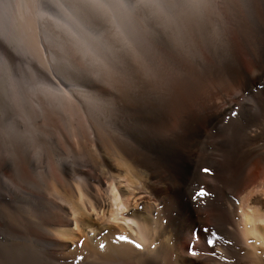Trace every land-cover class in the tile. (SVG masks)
I'll list each match as a JSON object with an SVG mask.
<instances>
[{"label":"rangeland","instance_id":"obj_1","mask_svg":"<svg viewBox=\"0 0 264 264\" xmlns=\"http://www.w3.org/2000/svg\"><path fill=\"white\" fill-rule=\"evenodd\" d=\"M206 2L191 27L175 31L176 35L152 21L137 23L131 34L136 49L125 53L106 50L103 59L109 65L105 63L107 72L100 78L90 63L76 53H65L50 34L48 43L44 41L49 62L42 60L45 55L41 49L37 52L38 47L29 54L15 41L9 13L1 16L0 264H73L78 255L85 256L83 264H124L115 248H139L136 243L118 241L115 230L86 228L72 246H63L61 241L58 246L55 236L65 218L62 208L70 192L77 185L94 184L116 157L126 159L130 166L133 163L145 184L146 179L152 180L147 186L157 192L151 194L156 200L143 205L146 194L135 191L140 206L135 215L148 221L149 227L156 225L153 230L160 222L169 230V250L177 245L180 231L189 242L193 233L200 232L196 247L201 250L202 263L193 264H264V254L251 256L232 228V212L243 195L244 179L264 158V0ZM105 33L111 41L109 31ZM4 72H10L6 79ZM57 81L70 91L68 98L51 94ZM204 167L212 170L210 175L201 172ZM201 186L210 193L203 203L194 200ZM183 213L190 218L185 219ZM207 228L231 242L216 245L226 261L205 254ZM81 239L84 247H75ZM161 239L155 241L158 245L153 243L155 248ZM109 254L114 258H108ZM175 259L162 258L160 264H182Z\"/></svg>","mask_w":264,"mask_h":264},{"label":"bare ground","instance_id":"obj_2","mask_svg":"<svg viewBox=\"0 0 264 264\" xmlns=\"http://www.w3.org/2000/svg\"><path fill=\"white\" fill-rule=\"evenodd\" d=\"M2 1L3 0H0V4H1V6H0L1 30L3 28V21L1 22V16L4 17L6 15L5 13L8 12L9 14H8L7 18L11 20V25H12L11 31H13V34H15V37H14L15 41H17V43H19V45H22L23 49H25V51H29V54L31 52L30 50H33L35 52V51H37V47H38L39 50L37 52H39L41 49V52L44 53V55H45L44 41H45V44L48 43L47 41H49V38H47V37L51 35V36H53V38L57 39V41H58L57 44L60 46V48H62L65 51V53H68L69 55L71 52L76 53L79 57H81L87 63H90L91 65H92L91 62L95 60L98 62V66L103 68L104 70H106L107 65H109V63H106V62L105 63L107 65H105L104 59H103V56H104L103 54H105V55L107 54L106 50H108L109 48H112V49L116 50V52L121 51L122 53L123 52L125 53V52H129L133 48H135L132 45L131 34H132L133 26H137V23L139 24L140 21L141 22L152 21L154 24L162 27L166 32L167 31H169V32L174 31V33L176 35V32H178V31L180 32V30H183V28H184V32H185V29H188L189 27H191L190 25H192L195 22L196 18L199 17V15H201L200 13L203 12L202 9H204L205 4L207 3L206 2L207 0H5V2L8 3V5H7L6 3H2ZM54 3L59 8L57 6H55ZM10 9L12 10V12H10ZM133 9H135V11H137V13H134ZM135 16H137V17H135ZM4 26H5V24H4ZM106 30L109 31V38H111V41L107 38V35L105 33ZM11 33L9 32V34H11ZM110 33H112V34H110ZM48 34H50V35H48ZM103 34L105 35V38H104ZM167 34H169V33H167ZM172 35H174V34H172ZM142 37H144V36H142ZM50 38H52V37H50ZM96 38H98L99 40ZM35 47H36V50H35ZM41 52H39V54ZM35 54H34V57L36 58L38 55L35 56ZM118 54L119 53H116V55H118ZM160 54H161V52H160ZM38 58H39V56L36 58L39 61L40 59H38ZM41 59H42V57H41ZM50 59H51V57H50ZM42 60L48 61L46 55H45V57H43ZM113 62H114V60H113ZM47 65L49 68V63H47ZM5 68L7 69L8 67H5ZM11 68L9 67V69L7 71H9ZM46 69H47V66H46ZM150 69H152V67ZM110 72H108L107 74H111ZM4 73H6V72H4ZM9 73H6V77H3V78L6 79ZM12 73H14V72L12 71ZM12 75L14 76V78H16L14 74H12ZM22 75H20L19 79H21ZM29 75H30V73H29ZM11 79H13V77H11ZM10 80L8 79L7 81H10ZM22 80H23V77H22ZM22 80L18 81V76H17L18 82L23 83L24 81H22ZM59 81L61 82V80H59ZM4 83L1 79V84H4ZM16 83L17 82H15V84ZM38 83H39V81H38ZM40 83H43V82H40ZM11 84L14 85V82H12ZM54 84H56V89H54V87L53 88L49 87L50 84L48 85L49 88L54 89V90H52L53 92L51 91V94L53 95V97H56V96L57 97L60 96V98L61 97H63V98L69 97L67 95L71 94V93H69L70 91L64 90L63 89L64 87H62V88H61V86L59 87L58 85H60V83H58V81H57V83H54ZM25 85L27 87L29 84L27 85L25 83ZM32 85H35V84H32ZM32 85L30 83V86H32ZM43 85H44V87L46 86L45 82ZM71 85L75 87V85H73V83ZM71 85H69V86H71ZM2 87L3 86L1 85V92H2V89H4ZM15 87H17V86L15 85ZM21 87H22V85H21ZM32 87H34V86H32ZM32 87H29V88H32ZM79 87H81V85H79ZM8 88H10V87L8 86ZM36 88H37V86H36ZM47 89H46V91H47ZM31 90H34V89H31ZM17 91L18 90H16V92ZM20 92H21V89H20L19 93ZM28 93H30V92H28ZM48 93H50V92H48ZM7 95L8 94H6V96ZM11 95H12V93H11ZM11 95H8V96H11ZM34 95H36V94H34ZM54 95H56V96H54ZM23 96H24V94H23ZM23 96L21 98H23ZM18 97H20V96H18ZM29 97H30V95H29ZM36 97L39 98V95ZM70 97H71V95H70ZM7 98H9V97H7ZM49 98H51V97H49ZM9 99H12V98L10 97ZM18 99L20 101V98H18ZM30 100H31V98H30ZM36 100L38 101L39 99H36ZM69 100L67 99L66 103H70ZM25 101H26V97H25ZM31 101H33V100H31ZM40 101L44 102L42 98ZM45 101H47V100H45ZM51 101H53V100H51ZM48 102L50 103V99ZM54 102H56V101H54ZM12 103H13V101H12ZM28 103H29V105H31V102L28 101ZM34 103L36 104V102H34ZM40 104H42V103H40ZM52 104L55 105V103H53V102H52ZM22 105H23V102H22ZM37 105H38V103H37ZM19 106L20 105H18V107ZM58 106L59 105H57V107ZM39 107H41V106H39ZM52 107H54V106H52ZM65 108H67V106ZM17 109H19V108H17ZM55 109H57V108H55ZM39 111H41V110H39ZM25 112H27V111H25ZM65 112L63 114H66ZM26 114L27 113H25V115ZM27 118L29 119V114H28ZM75 131H77V130H75ZM69 132H71V131H69ZM72 133H74V132H72ZM193 134L195 135V133H193ZM90 135H91V133H90ZM190 136H193L192 132L190 133ZM71 139L74 140V138H71ZM193 139H194V136H193ZM189 140H191V139L189 138ZM76 141H75V143H76ZM116 159L117 160L116 161L114 160L113 164L110 163L111 166L108 165L109 167L107 168V170L105 168L106 171L103 172V175L99 174L102 177H100L96 182H94V184H92V185L90 184L91 186H89V187H88V185L85 184L86 188H85V186L77 185L75 187V189L73 190L74 191L73 193L71 190H69V191H71L70 192L71 197L68 200L65 199L66 200L65 202H64V199H63V201L61 200L65 204V208L61 207L65 212V218L63 217L64 218L63 222L57 226V229L55 228L56 229L55 230L56 231L55 236L57 237L58 242L59 241L62 242V243L59 242L58 246H60V243L62 245L64 243V245H68V246L71 245L72 246V244L75 243V240H76L75 238H77L80 235V233H82L86 228H95L94 230H98V231L99 230L101 231L103 229H105V231L106 230H108V231H114L115 230L119 236H121V235L127 236L130 239V241L134 242V244L136 243L137 245H142V248H139V247H138L139 249L135 248L136 250L129 248V247H125V246H118L115 248L114 252H116L117 255H120L119 256L120 259L122 257V260L124 259L123 261L127 262V263L125 262L124 264H147V263H150L152 261H155L156 263L158 262L160 264L161 263L160 261H162V258H164V260H166L167 258L170 260L177 258L179 260V262L182 264H193L195 262L202 263V260H201L202 255L200 257H198V256L192 257V256L187 254L188 253L189 238H188V236L182 237L183 233H181V231H180V234L178 236H176L178 239L177 245H174L173 247L171 245L172 249L169 250L168 244H169V242H171L169 230L167 229V231H166L165 230L166 227H162L161 222H160L158 228L153 230L151 228L154 226L157 227L156 225L149 227L150 225H148L149 224L148 221H142V220L138 219V217L135 214H136V208L139 206V204H138V201L135 199V196H136L135 191L138 193L146 194V197L144 198V201H146V202H143V205H145V204L149 205V203H151V202L148 203V201H150V200L155 201L156 199L154 197H152L151 194L153 192L156 195L157 192H155V190L154 191L152 190V192H150V190H149L150 187L147 186L148 180L146 179L147 182L145 184L143 179H141L142 177H140L142 175L139 176L138 175L139 173H137L135 171L136 169L135 170L133 169V166H132L133 163L131 164V166H132L131 167L130 162L128 163L125 161L126 159L123 160L124 158L122 159L121 157H116ZM128 161H129V159H128ZM259 161H260V159H259ZM259 161L258 162L256 161L257 163H256L255 171L253 170L254 172H251L252 174L246 176V178L244 179V180H246V183H245V186H243L244 188H242L243 195L239 198V202H237V205L233 208V212H232V216H233L232 228H233L234 234H235L238 242L242 246V248H244L251 256H254L255 258L259 257V256H257L258 253L264 254V158L261 159L260 162ZM102 163L104 164L105 162H102ZM178 165H179V163H178ZM104 167H105V165H104ZM136 168L139 169V165ZM178 171L180 172V169ZM141 173H143V172H141ZM156 175L157 174H155V176ZM152 176H154V175H151L150 177H152ZM144 180H145V178H144ZM150 182H152L151 179H150ZM150 182H148V183H150ZM162 185H164V182ZM182 185H183V183H182ZM152 187H155V186H152ZM54 189H56V188H54ZM154 189H157V190L160 189L162 192L164 190V189L162 190V188H160V187L159 188L157 187ZM238 193H240V192H238ZM62 196H64V195H62ZM162 196H164V195H162ZM152 203H155V202H152ZM150 205H152V204H150ZM156 208H158V207H156ZM189 214H191V213H189ZM184 216L186 217V214L184 215V213H183V217ZM186 218H190V215H189V217L187 216ZM118 220L122 221L123 224H118L119 223ZM136 220L141 221L142 223L136 222ZM128 221H131V223H128ZM185 221H187V220H185ZM144 222H145V224L147 223L146 225H148L149 228L144 224ZM154 224H156V222ZM106 233H108V232H106ZM117 233L115 235H117ZM176 233H174V234H176ZM197 233L200 235V237H202V234L200 232H197ZM189 236H191V235H189ZM116 237H118V236H115V238ZM159 238H162L163 240L161 239V241L159 242V246L157 248H155V246H154V244L156 243L155 241H157V240L159 241ZM132 242H131V244H132ZM55 243H57V241ZM173 244H175V243H173ZM102 245L103 244H101V246ZM128 245L131 246L130 244H128ZM156 245H158V244L156 243ZM111 247H110V249H111ZM108 252H109V250H108ZM111 253H113V252H111ZM109 255H108V258L109 257H111V259L114 258V257H112L113 254L110 256ZM108 258H106V259H108ZM103 260L104 259H102V261ZM99 261L102 262L101 260H99ZM99 261H97V262H99ZM172 261H170V263ZM103 262L101 264H106ZM107 262H109V261H107ZM91 263L93 264V262H91ZM152 263L156 264L154 262H152Z\"/></svg>","mask_w":264,"mask_h":264},{"label":"snow or ice","instance_id":"obj_3","mask_svg":"<svg viewBox=\"0 0 264 264\" xmlns=\"http://www.w3.org/2000/svg\"><path fill=\"white\" fill-rule=\"evenodd\" d=\"M92 66L94 68V75L97 78H100L102 76L106 75V71L98 66V62L97 61H92ZM261 87H264V85H261ZM234 114H235V110H233ZM201 172L204 174H208L210 175L212 170L210 168L204 167L201 169ZM210 195V193L203 187H199V189L196 191L195 195H194V200L195 202H199V203H203L204 200L203 198L208 197ZM128 223H131V221H128ZM206 231L208 232V237L207 239L204 241V243L207 246L208 251L205 253L206 255L211 256L212 258H217V259H221V260H227L228 258L223 256L222 253L216 251V245L218 244V242H223L224 244H229L231 243L228 240H224V238L222 236H220L217 232L211 230V229H206ZM118 240L121 241H127V242H132L129 240V238L127 236H119L117 237ZM201 241V237L198 233H193L192 238L189 242L188 245V254L192 257H196L201 255V250L197 249L196 245L197 243H199ZM134 243V242H132ZM85 245V241L83 239L79 240L77 242V244L75 245V247H80L83 248ZM139 248H142V245H136ZM103 247V245L101 246ZM85 260V256L84 255H78L76 257L73 258V264H83Z\"/></svg>","mask_w":264,"mask_h":264},{"label":"water","instance_id":"obj_4","mask_svg":"<svg viewBox=\"0 0 264 264\" xmlns=\"http://www.w3.org/2000/svg\"><path fill=\"white\" fill-rule=\"evenodd\" d=\"M134 33H135L136 35H138V32H137V31H135Z\"/></svg>","mask_w":264,"mask_h":264}]
</instances>
